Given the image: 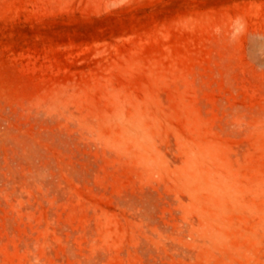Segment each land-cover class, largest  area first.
I'll return each mask as SVG.
<instances>
[{
  "label": "rangeland",
  "instance_id": "rangeland-1",
  "mask_svg": "<svg viewBox=\"0 0 264 264\" xmlns=\"http://www.w3.org/2000/svg\"><path fill=\"white\" fill-rule=\"evenodd\" d=\"M0 264H264V0H0Z\"/></svg>",
  "mask_w": 264,
  "mask_h": 264
}]
</instances>
